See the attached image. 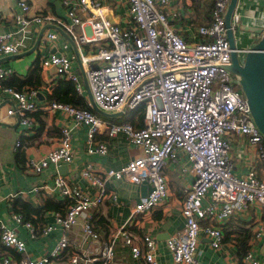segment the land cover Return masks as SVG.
<instances>
[{
  "label": "built area",
  "instance_id": "2783aa9c",
  "mask_svg": "<svg viewBox=\"0 0 264 264\" xmlns=\"http://www.w3.org/2000/svg\"><path fill=\"white\" fill-rule=\"evenodd\" d=\"M127 24L117 23L106 15L98 0H63L67 7V19H55L49 15L29 14L30 6L19 0L20 13L15 15L16 30L0 32V57L16 54L25 47L29 28L54 21L78 46V57L86 74L92 98L105 112L129 111L141 108L142 125L130 122L109 123L102 121L87 108L51 101L49 108L59 110L75 124L87 126V151L105 154L108 145L97 142L98 130H106L109 138L123 133L126 140L141 153L119 169H108L101 180L90 166L82 176L91 180L98 191L91 196L78 186H73L62 176L56 175L53 190L69 199L64 214H56L54 222L42 228L46 234L55 225L68 230L82 220L85 235L93 241L99 235L93 229L90 211L104 200V179H125L128 182L146 183L149 190L135 204L132 215L137 216L156 208L168 193L166 177L162 169L167 161L179 163L178 155H184L188 164L181 170L192 178L182 201L184 218L182 230L169 236L166 248L174 264H198L197 251L201 234L209 239V246L219 250L225 243L224 227L230 219L245 215L250 207L264 210V177L256 168L244 175L233 173L231 160V135H244L253 147V155L264 168V136L256 126L250 107L240 87L239 77L229 69L231 51L227 39L225 13L229 0H213L210 20L195 27L196 40H187L172 21L181 14L169 9L171 0H127ZM250 27L264 30V16L250 17ZM241 15L235 9L231 16V28L241 26ZM77 27V28H76ZM46 40L56 38V33L46 34ZM89 46L83 50L81 46ZM249 47L237 45L239 57ZM242 60V59H241ZM71 59L64 54L51 53L42 58L43 69H53L56 74L69 79L77 92L83 91L82 83L71 70ZM9 67L0 66V93H8L15 101L7 114L15 115L19 124L33 126L38 106L31 98L36 89L16 90L4 85L11 74ZM20 140L15 142V148ZM73 159L71 131L64 125L57 144L37 161L30 160L29 167L40 173L50 164L69 163ZM39 192L41 186H34ZM207 204L203 205V199ZM114 197V196H113ZM12 219L24 223L31 235L35 228L23 221L19 214ZM133 217H130L131 221ZM124 223L115 235L96 248L99 264L114 263L116 236L130 248L132 258L139 264H158L155 241L150 235L137 243ZM251 231L248 248L239 258L242 264H264L252 244L264 235V221H256L247 227ZM0 243L21 256L18 259L4 257L1 264H87L88 258L72 254L67 259L60 255L68 245L63 234L50 254L30 258L25 241L16 230L0 222ZM238 260V261H239Z\"/></svg>",
  "mask_w": 264,
  "mask_h": 264
},
{
  "label": "crops",
  "instance_id": "0c3cea01",
  "mask_svg": "<svg viewBox=\"0 0 264 264\" xmlns=\"http://www.w3.org/2000/svg\"><path fill=\"white\" fill-rule=\"evenodd\" d=\"M25 1L30 6V15L42 13L55 19L68 21L67 7L63 0ZM98 1L105 8L108 18L122 25L128 23L127 0ZM18 2L19 0H0V32L16 30L15 15L20 13ZM205 3L206 0H171L169 9L174 8L181 14V18L173 20L172 25L177 30L182 29L181 34L187 40H196L195 27L210 20L211 12L208 21L205 17ZM236 10L240 13L242 20L241 26L235 32L239 38L237 45L252 42L254 44L257 42L258 32L247 24L250 23L249 18L252 16L256 18L264 16V0H238ZM59 28L55 20L42 26L33 25L29 28L30 32L25 41V47L16 53L20 55L0 57V66L9 67L12 70L4 80L6 83H17L25 78L34 71L37 63L40 67L41 78L40 85L33 87L36 89V95L31 100L35 102L38 109L30 113L34 122L31 128L22 124L16 126V116L7 114V109L13 106L15 101L10 94L0 93V222L16 230L18 237L25 241L26 253L30 258L50 254L60 237L65 234L68 245L60 255L61 259L78 254L80 257L89 259L87 264H99L96 248L115 235L117 230L126 223L127 230L140 245L143 235L153 237L154 252L158 264H174L172 255L166 248V240L169 236L179 233L183 228L184 218L181 214V206L185 192L192 181L191 176L181 170V166L188 164L182 154L178 155L179 163L167 161L162 169L166 177L168 193L156 208L137 216L132 215L135 204L146 195L149 186L146 183H131L125 179L105 178L104 200L90 211L92 227L99 235L98 240L93 241L85 235L82 229V220H79L68 230L55 225V228L46 234L41 233L42 228L54 222L57 213H65L69 204V199L66 198V206H61V202L65 198L53 190V181L56 175H62L71 185L78 186L82 191L94 196L98 187L91 184L90 179L82 176V172L87 166H90L92 171L103 180L106 170L119 169L141 153L139 148L126 140L123 133L109 138L103 128L96 132L94 139L97 142H105L108 145L107 152L103 155L89 153L87 151V126L75 124L73 120L65 118L61 111L49 108L51 100L48 95L55 87L59 86L62 79H67L56 74L53 69L41 67L42 58L51 53L64 54L71 59V70L78 75L83 87V91L78 93L84 95L88 101L82 77V66H80L77 57L78 46L75 42L72 44L71 40L59 31ZM249 31H253L254 34H251L248 43H244L245 34ZM49 32L56 33V38L47 41L45 37ZM81 48L86 51L89 46L83 45ZM27 88V86H23L21 89L26 90ZM129 113L130 117L124 122L138 126L142 122V120L140 121L141 111H129L127 114ZM64 125L69 126L71 131L72 161L56 165L50 164L40 173L33 172L28 165L29 161H37L56 146ZM231 139L230 154L233 173L244 175L254 167L258 171V175L264 177L263 165L253 155V147L247 137L232 134ZM17 140H20V146L15 148ZM34 186H41L39 192L34 191ZM208 198L207 195L203 199V205L207 204ZM54 207H58L60 211L54 210ZM13 214H19L23 221H29L35 228V235H31L29 228L24 223L15 222L12 219ZM130 217H133L131 221H129ZM258 220L264 221V210L252 206L245 215L226 222L223 229L225 243L219 250L212 249L209 246V239L201 234L197 251L198 264H236L244 253V250L240 252L237 242L238 230L247 228ZM252 247L258 257L264 258V235L254 241ZM20 256L13 249L0 243V262L4 257L18 259ZM114 263L139 264L142 262L132 258L130 248L121 237L116 236Z\"/></svg>",
  "mask_w": 264,
  "mask_h": 264
},
{
  "label": "water",
  "instance_id": "95a60500",
  "mask_svg": "<svg viewBox=\"0 0 264 264\" xmlns=\"http://www.w3.org/2000/svg\"><path fill=\"white\" fill-rule=\"evenodd\" d=\"M237 3L238 0H229L225 13L227 39L229 42V46L232 49L229 69L232 71V73L239 77L240 88L249 104L251 116L256 126L264 136V30L262 31L256 29V31L261 34L260 38L246 51L243 60H241L238 53L236 52V38L234 35V31L231 28V16L236 9ZM59 31L63 33L69 40H71L73 44V40L61 28H59ZM16 55L20 54H12L10 56L13 57ZM78 61L81 66L79 57ZM81 70L88 101L93 110L105 117L120 116L121 113L119 112H105L96 105L90 92L86 74L83 68H81ZM18 124L19 122L17 120L16 126Z\"/></svg>",
  "mask_w": 264,
  "mask_h": 264
},
{
  "label": "trees",
  "instance_id": "16d2710c",
  "mask_svg": "<svg viewBox=\"0 0 264 264\" xmlns=\"http://www.w3.org/2000/svg\"><path fill=\"white\" fill-rule=\"evenodd\" d=\"M205 7H206L205 17L208 19L210 17L209 16L210 12H212L213 0H206ZM3 83L4 85L6 84V86L13 87L19 91L22 90L21 88L23 86H27L30 89H32L33 87L35 88L41 83L40 67L37 63L35 65L34 71L30 72L28 76L19 80L17 83H6L5 81ZM48 97L51 101H57L60 103L70 104L77 108H87L96 114V112L93 110V108L90 106V104L86 100L85 96L79 94L75 88L74 83L68 79H62L59 86L55 87L52 93L48 95ZM139 111H141V108L139 109ZM141 120H142V117L140 115V121ZM141 125H142V122L139 123V125L136 127H141ZM61 203H62L61 206H66L67 199L65 198L64 200H62ZM54 210L58 211L59 209L58 207H54ZM238 231H239V235H238L239 237L237 238V242L240 248V252L242 250H244L245 252L246 249L248 248V241L251 238V231L249 228H241ZM236 264H242V263L239 260Z\"/></svg>",
  "mask_w": 264,
  "mask_h": 264
},
{
  "label": "rangeland",
  "instance_id": "374dc122",
  "mask_svg": "<svg viewBox=\"0 0 264 264\" xmlns=\"http://www.w3.org/2000/svg\"><path fill=\"white\" fill-rule=\"evenodd\" d=\"M209 19V18H208ZM208 19H207V21H208ZM196 26V25H195ZM251 32V33H250ZM254 34V32L253 31H249V33H247V34H245V42L244 43H248V41H250V36H251V34ZM252 34V35H253ZM260 33H258V35H257V38H256V41H258L259 40V38H260ZM253 43V42H252ZM252 43H250V44H242V45H240V47H251L253 44ZM243 58H244V55H241V59L243 60ZM238 89L240 90V87H238ZM130 113L129 114H126V115H120V116H117V117H105V116H102V115H100V114H98V113H96V116L98 117V118H100L102 121H109V122H111V123H117V122H124L125 120L127 121L128 120V118L130 117Z\"/></svg>",
  "mask_w": 264,
  "mask_h": 264
},
{
  "label": "flooded vegetation",
  "instance_id": "af4514ba",
  "mask_svg": "<svg viewBox=\"0 0 264 264\" xmlns=\"http://www.w3.org/2000/svg\"><path fill=\"white\" fill-rule=\"evenodd\" d=\"M235 35V33H234ZM235 38H236V43L238 42L239 43V38L237 37V35H235Z\"/></svg>",
  "mask_w": 264,
  "mask_h": 264
}]
</instances>
